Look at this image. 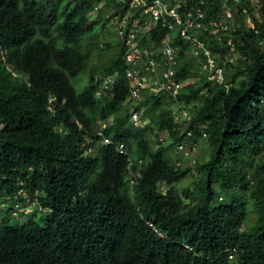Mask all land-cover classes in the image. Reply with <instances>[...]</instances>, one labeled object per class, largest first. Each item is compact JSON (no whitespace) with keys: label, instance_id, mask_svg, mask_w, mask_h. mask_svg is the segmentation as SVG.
Listing matches in <instances>:
<instances>
[{"label":"trees","instance_id":"16d2710c","mask_svg":"<svg viewBox=\"0 0 264 264\" xmlns=\"http://www.w3.org/2000/svg\"><path fill=\"white\" fill-rule=\"evenodd\" d=\"M205 2L209 18L220 17L222 0ZM260 4L253 28L243 11L248 5L230 3L236 24L220 40L204 36L228 89L205 79L177 99L143 94L139 105L150 123L136 129L122 106L129 89L125 47L104 37L120 4L0 0V210L24 217L0 219V264H264ZM139 15L130 25L148 21ZM165 35L151 31L142 43L158 45ZM172 43L181 60L178 78L190 81L189 48L176 36ZM115 72L112 96L97 99L95 76ZM49 96L56 97L54 112ZM183 102L194 103L191 122L174 119L171 107ZM109 114L115 123L107 134L125 143L132 172L115 144L95 140L94 153L84 147L97 119ZM187 131L210 153L182 166L170 151Z\"/></svg>","mask_w":264,"mask_h":264},{"label":"built area","instance_id":"2783aa9c","mask_svg":"<svg viewBox=\"0 0 264 264\" xmlns=\"http://www.w3.org/2000/svg\"><path fill=\"white\" fill-rule=\"evenodd\" d=\"M120 7L113 6L111 25L117 32L118 37L126 48L125 60L129 65L126 70V77L130 83V94L126 102H132L139 98L142 89H148L154 95H170L177 97L183 83L177 80V50L172 45L174 36L180 38L190 48L191 55L201 63V69L208 81L218 83L219 86L228 89L229 84L225 83L224 67L217 64L216 58L211 49L202 38L203 34L214 35L220 40L219 34L228 30L234 24V16L230 3L250 4L252 0H222V13L216 19H210L205 0H115ZM259 8L261 5H258ZM247 14V10L243 9ZM140 14V20L147 17L148 21L140 25H130L129 20L135 14ZM247 26L253 28L254 22L246 18ZM165 30L166 36L162 39L160 47L154 49L144 47L140 44L141 38L146 32ZM231 53L227 61L235 59L233 41L228 40ZM163 58V67L159 69L157 56ZM117 76L109 75L97 77L99 86L98 95L105 94L116 83ZM143 109L133 110L131 121L135 127L145 124L142 118ZM184 119H190L187 111H182ZM203 136L206 137L205 127ZM188 142L180 143L176 149L184 155L193 154L196 144L192 132L187 133ZM105 143H111L105 138ZM118 151L125 155L126 149L123 143L119 144ZM232 257V255L230 256Z\"/></svg>","mask_w":264,"mask_h":264},{"label":"clouds","instance_id":"9594fccd","mask_svg":"<svg viewBox=\"0 0 264 264\" xmlns=\"http://www.w3.org/2000/svg\"><path fill=\"white\" fill-rule=\"evenodd\" d=\"M102 5H100L99 7H101ZM110 26L114 29V27L111 25V19H110ZM116 31V30H115ZM151 31H149V32H146L145 34H144V36L141 38V40H140V44L142 45V46H144V47H149V48H154V49H156V48H158V47H160L159 45H161V43H159L158 45H151V46H145L143 43H142V41H143V39L144 38H147V36H148V33H150ZM116 34H117V32H116ZM167 35V34H166ZM165 35V36H166ZM206 34H203L202 35V38L204 39V36H205ZM118 36V35H117ZM164 36V37H165ZM163 37V38H164ZM175 37V36H174ZM173 37V38H174ZM177 37V36H176ZM119 38V37H118ZM204 41H205V39H204ZM118 42H121L122 43V41L120 40V38H119V41ZM172 42H173V40H172ZM206 42V41H205ZM123 44V43H122ZM186 44V43H185ZM172 45H173V43H172ZM187 45V44H186ZM208 45V44H207ZM174 46V45H173ZM188 46V45H187ZM125 47V46H124ZM175 47V46H174ZM209 47V46H208ZM176 48V50H177V59H178V66H177V73H178V70H179V66H180V63H181V60L179 59V49L177 48V47H175ZM188 48H189V46H188ZM210 48V47H209ZM211 49V48H210ZM212 51V50H211ZM125 53H126V48H125ZM188 53L191 55V53H190V48H189V50H188ZM236 55V54H235ZM192 56V55H191ZM192 58H193V60L196 62L195 64H197L198 65V67L201 69V63H200V61L198 60V59H196V58H194L193 56H192ZM157 62H158V64H159V69H161L162 67H163V58L161 57V55H158L157 56ZM125 62H126V60H125ZM126 65H127V67H126V69H125V78H126V80L128 81V84H129V89H128V95L126 96V98H125V100L122 102V106L123 107H125V108H127L128 110H129V123L132 125V127H134V128H136V129H140V128H145L149 123H150V120H149V118L146 116V107L144 106V105H139L140 104V102H141V100H142V97H143V94H149V95H154V94H151L150 93V91L148 90V89H142L141 90V92H140V96H139V98H137V99H135L134 101H132V102H126V100H127V98H128V96H129V94H130V83H129V80L127 79V77H126V70L129 68V65L127 64V62H126ZM162 65V66H161ZM201 71H202V69H201ZM177 73H176V78H177V80L178 81H180L181 83H183L184 85H183V88H182V90H181V92L183 91V89L189 84V83H187L188 81H182V80H179V78H178V75H177ZM202 73H203V71H202ZM13 75H16V74H14L13 73ZM109 75H116L117 76V79H116V83H115V85L110 89V90H108L105 94H102V95H98V91H99V86H98V84H97V81H96V78L97 77H106V76H109ZM120 78V75L117 73V72H115V73H111V74H107V75H96L95 76V79H94V84H95V86H96V90H95V96H96V98L97 99H99V100H102V101H105L107 98H109V97H111L112 96V94H113V92L115 91V89L117 88V86H118V84H119V79ZM206 79V78H205ZM190 80H192V79H190ZM207 80V79H206ZM181 92H180V94H181ZM179 94V95H180ZM159 95H162V94H159ZM159 95H154V96H159ZM179 95L177 96V97H172V96H170V95H167V96H169V97H171V98H173V99H177L178 97H179ZM55 101H56V97L55 96H49V98H48V106H49V110L51 111V112H54V103H55ZM140 109H143V115H142V118H143V120L145 121V124L143 125V126H141V127H135L134 125H133V123H132V121H131V113H132V111L133 110H140ZM171 110H172V114H173V116H174V119H175V121L176 122H180V123H182V122H191L192 121V114H191V111H190V108H189V105L187 104V103H176V104H174L172 107H171ZM187 111L188 112V114H189V116H190V119L188 120V119H184L183 118V115H182V111ZM114 123H115V115L114 114H109V115H107L106 117H103V118H98L97 119V121H96V132H95V136L94 137H90V136H87L86 137V141H85V144H84V147H85V149H86V151L88 152V153H94L95 151H96V149H95V147L92 145L94 142H95V140H97L98 141V143L100 144V145H104V146H111V145H113V144H115L114 143V140H113V138H112V136L111 135H109V134H107V129L108 128H110L112 125H114ZM79 126L80 127H82V125L81 124H79ZM205 126H203V127H201V125H199L197 128L199 129V131H201V130H203V128H204ZM206 128V127H205ZM188 132H192V131H187V133ZM203 132V131H202ZM187 133H186V136H185V140H183L182 142H179V143H177L176 145H175V147H174V150H175V152H177V153H180V154H182L183 156H185V157H190V156H192V154H190V155H184L182 152H179L177 149H176V147H177V145L178 144H180V143H187L188 142V138H187ZM192 134H193V132H192ZM202 137H204L203 136V133H202ZM105 138H108V139H110V141H111V143H105ZM196 138H195V135L193 134V140H194V142H195V144H196V140H195ZM161 140V139H160ZM121 143H123L124 145H125V143L124 142H118L117 144H115V148H116V150H117V152L119 153V151H118V146H119V144H121ZM197 147H198V145L196 144V150H195V152L197 151ZM125 149H126V154L125 155H123V154H120V155H123V156H125V157H127V160H128V168H129V170L132 172V169H133V167H134V161L131 159V157L130 156H128V150H127V147H126V145H125ZM194 152V153H195ZM193 153V154H194ZM138 162H141V160H139ZM179 164V163H178ZM130 183H131V185H134V180L133 179H131L130 180ZM165 189H166V187H163V190H164V192H165ZM232 255V253L229 255V258L230 259H232V257H233V255H232V257H230Z\"/></svg>","mask_w":264,"mask_h":264},{"label":"rangeland","instance_id":"374dc122","mask_svg":"<svg viewBox=\"0 0 264 264\" xmlns=\"http://www.w3.org/2000/svg\"><path fill=\"white\" fill-rule=\"evenodd\" d=\"M258 5H261L260 0H252L250 2V4H248V6L246 7V9H247L246 15H248V19L251 18V20H253L252 17H254L256 15V12H257L256 10H258V8H259ZM250 9L252 10L251 15L248 12ZM234 23H235V20L232 23H230V25L234 24ZM104 37H106L108 41L113 42V43H117L119 41V38L116 34V31L112 27H110L109 30H107L105 32ZM236 57L237 56L235 55V58ZM187 59H190L194 62V68H193L194 75L192 77V80L188 81L187 83L191 84L192 87L195 88V86L198 87L199 85L202 84V82L206 78V75L204 73H202V71L198 67V65L195 64L196 62L193 60L192 56L189 53L186 55V60ZM85 84H86V82H85ZM193 104H194L193 102L188 103L189 108H192ZM146 137L152 138L153 140L156 139L155 134L152 131H148ZM209 153H210V149H209L208 145L206 144V142L204 140L200 139L198 141L197 151L194 154H192V156L185 157L182 154L175 152L174 149H172L170 151V156L173 159V161H175L176 163H179L182 166L183 165L189 166V165H193V163L196 159L206 160L209 157ZM6 216H9L12 221L18 220V221L22 222L24 220V217L21 215H17V214L13 215L10 212H6V210H0V219L4 218Z\"/></svg>","mask_w":264,"mask_h":264}]
</instances>
